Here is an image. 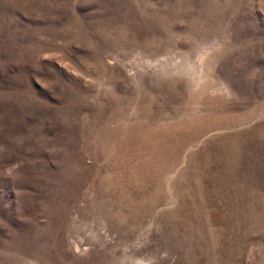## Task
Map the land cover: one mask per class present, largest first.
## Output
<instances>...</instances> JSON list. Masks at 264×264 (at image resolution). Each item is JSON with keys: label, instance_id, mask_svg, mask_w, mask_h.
Instances as JSON below:
<instances>
[{"label": "rangeland", "instance_id": "obj_1", "mask_svg": "<svg viewBox=\"0 0 264 264\" xmlns=\"http://www.w3.org/2000/svg\"><path fill=\"white\" fill-rule=\"evenodd\" d=\"M0 264H264V0H0Z\"/></svg>", "mask_w": 264, "mask_h": 264}, {"label": "bare ground", "instance_id": "obj_2", "mask_svg": "<svg viewBox=\"0 0 264 264\" xmlns=\"http://www.w3.org/2000/svg\"><path fill=\"white\" fill-rule=\"evenodd\" d=\"M191 135V134H190Z\"/></svg>", "mask_w": 264, "mask_h": 264}]
</instances>
